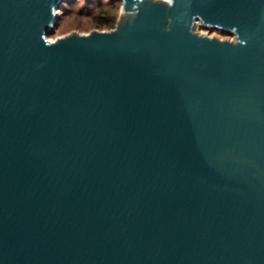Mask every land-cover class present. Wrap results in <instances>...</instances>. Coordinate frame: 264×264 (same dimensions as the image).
<instances>
[{"label": "water", "instance_id": "water-1", "mask_svg": "<svg viewBox=\"0 0 264 264\" xmlns=\"http://www.w3.org/2000/svg\"><path fill=\"white\" fill-rule=\"evenodd\" d=\"M66 1L0 0V264H264V0Z\"/></svg>", "mask_w": 264, "mask_h": 264}, {"label": "rangeland", "instance_id": "rangeland-1", "mask_svg": "<svg viewBox=\"0 0 264 264\" xmlns=\"http://www.w3.org/2000/svg\"><path fill=\"white\" fill-rule=\"evenodd\" d=\"M109 1L111 0H95L94 1V5L91 4L89 5V3H87V0H76L73 2V4L67 6V7H63L66 10V16L63 18H60L59 20V25L58 28L56 29V32L54 33V35H51L49 37L50 40L56 41V39H58V37H63V36H67L70 34H73L74 32L80 33V34H88L90 33V31L95 30V29H90V31H83L81 30L82 28L88 26V13H90V7H97V5L102 4L105 5L106 3H110ZM115 3V2H114ZM122 5V4H120ZM59 11L61 13H63V10ZM98 9V7H97ZM122 6L120 7L119 10V17H118V21L122 20V12H121ZM122 22V21H121ZM78 25H80V29L78 27ZM197 32L200 33L201 35L204 34H210V36L213 37H217V38H221V39H229V40H234L235 38L233 36H229L226 34H219L217 33V31L214 32H210L208 30L202 29L201 27H199L197 29Z\"/></svg>", "mask_w": 264, "mask_h": 264}, {"label": "trees", "instance_id": "trees-1", "mask_svg": "<svg viewBox=\"0 0 264 264\" xmlns=\"http://www.w3.org/2000/svg\"><path fill=\"white\" fill-rule=\"evenodd\" d=\"M76 0H69L66 1L63 4V7H67ZM95 0H87V3L89 5H94ZM110 3H106L105 5L99 4L97 7H90V13H88V26L82 28L83 31H90V29H96L100 31H107V30H113L116 28L118 24V17H119V10L122 5L121 2L111 0ZM115 2V3H114ZM63 13L61 18L66 16V9L62 8ZM60 22H58L59 24ZM79 29L81 28L80 25H78Z\"/></svg>", "mask_w": 264, "mask_h": 264}, {"label": "flooded vegetation", "instance_id": "flooded-vegetation-1", "mask_svg": "<svg viewBox=\"0 0 264 264\" xmlns=\"http://www.w3.org/2000/svg\"><path fill=\"white\" fill-rule=\"evenodd\" d=\"M214 32V31H213ZM217 33H219V32H217ZM220 34V33H219ZM234 38H235V36H233Z\"/></svg>", "mask_w": 264, "mask_h": 264}]
</instances>
